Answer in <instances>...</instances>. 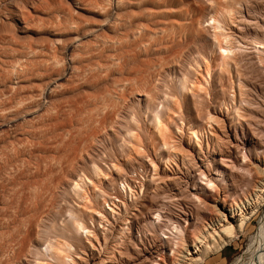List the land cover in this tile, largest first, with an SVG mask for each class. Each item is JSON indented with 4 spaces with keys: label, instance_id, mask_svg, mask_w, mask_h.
<instances>
[{
    "label": "rangeland",
    "instance_id": "374dc122",
    "mask_svg": "<svg viewBox=\"0 0 264 264\" xmlns=\"http://www.w3.org/2000/svg\"><path fill=\"white\" fill-rule=\"evenodd\" d=\"M260 12L264 14V0H0V94L19 90L20 99L35 96L12 113L2 111L7 96L0 98V125L17 119L19 124L7 127L0 155L4 148L11 154L18 148L27 160L18 165L15 154L0 157V208L8 214L0 218V264H113L124 254L133 260L134 250L112 249L121 244V236L131 245L140 239L171 244L168 219L133 216L146 206L167 211L174 203L171 178L198 173L193 168L203 157L196 153L189 123L205 148L209 141V151L240 144L241 126L248 131L250 124L259 129L264 124V69L255 58L261 48L253 47L250 38V28L264 29V17L260 26L250 21ZM229 45L243 71L234 64L225 67L222 48ZM61 77V86L44 96L46 85ZM35 110L43 117L33 122L35 129L33 123L32 128L20 124ZM156 114L165 126L156 123ZM236 131L241 141H235ZM165 136L168 142L173 137L175 149L161 147ZM232 150L243 161V153ZM7 177L20 191L36 186L39 198L24 204ZM247 178L240 171L227 179L240 195ZM193 188L182 195L177 210L197 212L200 222L207 213ZM263 214L232 246L203 264H235L239 257L248 264L250 238ZM78 219L91 234L76 231ZM100 220L104 228L96 223ZM145 222L155 224V235ZM144 230L147 239L141 236ZM105 242L108 246L100 251ZM166 252L171 256L169 248ZM67 255L72 263L64 262Z\"/></svg>",
    "mask_w": 264,
    "mask_h": 264
},
{
    "label": "bare ground",
    "instance_id": "6f19581e",
    "mask_svg": "<svg viewBox=\"0 0 264 264\" xmlns=\"http://www.w3.org/2000/svg\"><path fill=\"white\" fill-rule=\"evenodd\" d=\"M262 13H264V12H262ZM259 14L261 16L254 17L252 20H250L253 25L260 26L259 25L260 24L259 21L262 20L261 18L264 17V14H261V12ZM260 29H258V28H250L251 32H250L249 29L248 30H249L250 36H251V37L250 36L249 37L252 39V42L254 43V46L253 47L256 48L257 45H258L260 47H257V48H261V51H259V52H261V53H259L260 55L257 56V57H255V58H258V60L256 59V61H259L257 63H260V65L264 69V31H262L264 29H262L261 31H260ZM246 41H247V39H246ZM243 44H244V42H243ZM222 49H223V53L225 54L223 56V58L225 60V67H227V69H228V67H230L232 64H234L235 67H237L239 61L237 59L238 57H236V53L234 52V46L232 47L231 45H229L228 47L222 48ZM251 57H249V59ZM252 62H253V60H252ZM252 62H250V63H252ZM248 64H249V62H248ZM27 65H29V64H27ZM260 65L258 66L259 68L261 67ZM238 67H239V65H238ZM29 68H31V67H29ZM237 68H236V70H237ZM246 69H248V68H246ZM252 70H253V68H252ZM237 71L239 73V70H237ZM237 71H235V72H237ZM38 73H39V71H38ZM242 73L244 74L245 72H242ZM48 75H49V73H48ZM67 75H69V77L71 76L68 73H67ZM241 76H242V74H240V79H241ZM260 76H262V75L260 74ZM238 78H239V76H238ZM61 79H62V77L61 78H57V79L54 78V81L52 83H50V85L47 84L46 85L47 87H46L45 91H42V93L44 92L43 93L44 96H46V93L50 95L54 90H56L58 87H60L61 85L59 83V80H61ZM237 80H239V79H237ZM238 84H239V82H238ZM243 89H244V87H243ZM257 89L255 91H257ZM7 92H6V94H4V93L0 94V98H1V95H3V94L5 95V97L7 96V99H5V102L4 101L2 102L1 99H0V101L2 102V103L1 102L0 103L1 104L4 103L2 105V107L4 106L2 111H4L5 113H12L17 108H19V106H22V105L24 106V104H27L30 100H31L30 102H32L35 99L34 94H31L34 97V99H32L33 97L30 94H29V97L31 99L30 98L28 99L27 98L28 97V94H25V95H27V97L25 96V99L27 98L28 99V102H27V100L24 102L23 100H25V99H20V98H24V97L21 96L22 95L21 94V91L18 90V94L20 92L19 95L17 93H15V90H14V92H11V91H9V93H7ZM234 95H236V94H234ZM239 95H240V93H239ZM258 95H260V94L258 93ZM3 96H2V98H3L2 100H4V98H5ZM23 96H24V94H23ZM145 96L149 97L148 94H146ZM242 96L243 95H241V99H242ZM234 97H236V96H234ZM36 98H37V95H36ZM41 98H43L42 95H41ZM243 100L244 99H242V101ZM242 101H241V103H244ZM245 101L247 102L248 99L245 100ZM30 102H29V104H30ZM247 105H249V104H247ZM38 110H39V108H38ZM239 110L240 109H238V111ZM4 112H2V113H4ZM38 112H40V111H36L35 110L32 113H26V115L24 116V118L23 119H20V120H22L20 122V124L23 125V123H26L25 125L28 124V127L30 128L31 124L34 121H37L38 120V117L39 118L42 117L41 113H38ZM39 114H40V116H39ZM111 114L112 113L109 114V117L110 118H111V116H110ZM158 115H157V118L158 119L156 120V123H157V121H159ZM263 115H264V112H263ZM236 116H238V119L241 120V121L242 120H245L242 116H240V114L239 115H236ZM109 117L107 115V118H109ZM63 120H65V119H63ZM17 123H18V119L17 120H11L7 125H0V139L3 138L2 136L4 134L6 135V129H7V127H8V129H10L12 127L17 128L18 125H19ZM58 123L60 124L59 121H58ZM260 123H262V121ZM260 123L259 124L257 123L260 126V129L259 128H256V127H253L252 124H250V125H248L249 126L248 127V131L245 130L243 128V126H241V130H242L241 131L242 132L241 135L243 137V140H242V142H240V144L239 143L238 144L237 143H231V144L229 143L230 145L227 147V145L225 146V144H226L225 143L222 147H220V146H219V148L218 147L217 148L213 147L212 151L211 150L210 151L208 150V148H210V146H211L210 143L208 144L209 141L207 142V148H205V145H203L202 140L199 138V135H198L197 130L194 128V126H193L192 123H189L188 126H187V129H188L190 135L192 136L191 139L192 138L195 139V142H196L195 145H196V147H198V151H197V148H196V153L198 152V155L203 157V158H200L201 163H200V165H199V163L197 164L198 167L196 165L197 159L194 160V162H196L195 163L196 166L193 165L195 167L193 169L195 170L196 168H198V173L194 174L195 172H193L192 174H190L191 172L189 173V170H188V173L189 174L188 173H186V174L190 175L189 178H183L182 175H181L182 177H177L178 174L176 175L177 178L172 177L173 180L171 178V181H173V183H172L173 185H172V189H171L170 192H171L172 197H174V200H173L174 203L172 204L173 206H171V208H168V206L166 207L168 209L167 211H165L166 210L165 208H163V209L161 208L163 205L160 207L161 209H158L156 211H154L155 210V207H154V210H153V208H151V209L149 208L148 209L147 206H146L145 207L147 209L146 211H143L145 208L144 209L141 208L142 211L141 212L139 211L140 214L138 213V214H135L133 216L134 217L133 219H136L137 220V218L139 219V217L145 213L147 219H150V221H151V219H155V218H153V216L154 217L157 216L156 217L157 220H160V221H161L162 218L163 219L164 218L168 219L170 221V224H171L170 226L171 227H168V226H167L168 228L166 226H164V227H166L167 229H169V231H171V238L169 236L168 237H164V238L165 239H169L170 238L171 239V244L167 240H166L167 242L156 241V240L154 242H153V240L147 242V241H143V239L142 240L140 239V241L138 240L140 244L134 243V245H131L130 244V239H128V238L126 239L125 236H121V233L123 234V229H122V232L119 233V235L121 236V240H122L121 241V244L119 243V245H117V246L114 245V247H112V249L114 250V248H118V246H121L123 250L124 249L126 250V252H127V250H129V251L130 250L131 251L134 250L135 251V255H132V257L134 256L133 257V260H129V259H126L127 256H125V254H124V256L123 255L121 256L124 259L119 260L118 262L115 261V263L112 261L113 264H203L212 255H215L217 253L223 252L228 247L232 246L233 243L236 240H238L241 235L245 234L247 232L248 228H249L250 223L253 221V219L256 218L259 215V213L264 210V124L261 125ZM29 124H30V126H29ZM62 124L64 125V123H62ZM159 124L164 125V124H162L161 121H159ZM58 126H56V127H58ZM31 128H32V126H31ZM33 128L35 129L34 123H33ZM211 136H213V135H211ZM133 137L136 138V136H132V138ZM234 138H235V141L239 139V132L236 131V133L234 135ZM208 139L210 140V137L209 136H208ZM163 140H164V143H163V146H161V147H167L168 148V146L171 144V147L172 148H174V149L176 148L175 147L176 146L175 145L176 143H175V141H172L173 140V137L172 136H171V140L169 139V142H168V137L167 136H165ZM217 140H218V138H217ZM211 141H213V139H211ZM20 144H19V147H20ZM14 146H16V145H14ZM14 146L12 145V148H14ZM22 146H23V144H21V147ZM25 147H27V146H25ZM226 147L229 148L230 150L227 151ZM8 149L6 148L5 149V152L3 150H2L3 152L1 151V154L2 153L3 154L5 153V156L3 154L0 155V157L2 156L1 158H3V156H4L5 159H9V157L7 158V156L9 154L10 155L15 154L14 157L15 158L18 157L20 159L19 162L17 161L18 162V165H20V162H22V163L25 162L26 159L24 160L23 158H20L21 157V152L20 151H17L18 148H17V150L13 151V152H15L13 154H11V152H12L11 150L12 149L8 151L9 154L6 153L7 152L6 150H8ZM25 149H23V150H25ZM232 149H234L236 151V153L237 152L238 153L239 152H242L243 153V161H241V158L239 156H237V154H235V152H233ZM25 151H24V153H25ZM6 154H8V155L6 156ZM182 154H184V153L181 152V155L180 154L179 155L182 156ZM176 156H178V155L176 154ZM182 158H184V157H182ZM26 162H27V160H26ZM192 162H193V160H192ZM28 166H29V164H28ZM240 171L245 172L247 174V177L248 178H247V181H246V183L244 185L245 187L243 189V193H241L239 195L238 192H237V190L236 189H233V187H235V186L232 185L233 186L232 187L229 184L227 178H231V176L233 177V175L235 173L240 172ZM17 176H18V174H17ZM7 178L8 179H6L5 181L7 183H11V186H12L11 188L12 189L9 187L11 189V191H13L16 194L19 193V195L22 194L23 197L20 195L21 197L19 196L20 197L19 200L22 201L24 204H25V201L26 200H27L26 202L28 203V200L30 201V199L32 201L34 198L35 199H38L39 198V197L36 198L37 196H35L36 193H38V191L35 193V189L37 188L36 186L34 187L32 185L30 187V185H27V187L28 186L30 187V188H28L29 189L28 191L26 190L27 192L25 191V188L20 191L19 188H18V184L15 185L14 184L15 181H13V179H11L9 177H7ZM30 178H31V175H30ZM199 179H201V181H202V183H200V186L198 185V182H197ZM75 185H78V183H75ZM189 187L190 188L191 187H194L193 189L197 192L194 195V197L197 200V202L199 203L200 207L203 208L206 211V213H207L205 216H203L201 218L199 217L201 219L200 222L197 221L198 220V217L197 216H199V215H197V212H195L193 210H192L193 212H190L191 211L190 210L189 211L190 213L188 214V213H185L188 210L187 211H183V210H180V209L177 210L178 205H179V201H181V199H183L182 198V195H184V193L188 191V188ZM31 188L32 189L35 188L34 190H31V191H33L32 193L30 192V189ZM130 189H131V187H130ZM130 191L132 192V189ZM183 197H185V195ZM170 198H171V196H170ZM162 202H163V200H162ZM144 206H145V204H144ZM179 207H180V205H179ZM116 208H117V205H116ZM0 209L2 210V213H0V215H1L0 218L1 217H2V219L6 218L8 216V214L6 213L7 211L3 212L5 209L4 210H3V208H0ZM182 209H183V207H182ZM109 211L112 212V214L113 213H116L113 208H109ZM22 213H26V212H22ZM145 214L143 216H145ZM91 219L93 220V217H91ZM78 220L76 221L77 223L75 224V225H77L76 226V228H77L76 231L79 232L81 230V228H82L84 230H87V232L90 233V230L86 226L85 221H81L80 219H78ZM144 220H145V218H144ZM93 222H95V220ZM135 222H138V221H135ZM96 223L100 226V228H104L103 226L101 227V225H102L101 224L102 223L101 220H100V222L98 221ZM131 223H132L131 221L128 222V224H131ZM145 223H144V226H147V224L148 225L151 224L149 226L150 227L151 226L153 227V235H155V233H157V230L154 227L155 224L153 225L152 222L146 223V224ZM183 224H185L186 226L184 225L185 227H183ZM140 227L138 226V228H140ZM143 227L141 229H143ZM159 227H161V226H159ZM79 228H80V230H79ZM146 228H148V227H146ZM146 230H144V232L141 233L142 234L141 236H142V238H146L147 239L146 235L148 233H145ZM151 230H147V232H149ZM161 230H163V229H161ZM90 234H89V236H90ZM150 234L151 233L149 232V235ZM153 235L151 234V236H153ZM165 235H166V233H165ZM141 236H140V238H141ZM156 238H157V236H156ZM150 242H152V243H150ZM86 244L90 245L92 247V250L93 251L96 250L95 249L96 247H95V245H93L91 243V239L90 238H87ZM98 244H99V242H98ZM107 246L108 245H107L106 242H105V246H102L100 244V247L102 248L100 251H102L103 249H106ZM168 248H169V250L172 253L171 256H169L167 254V252H166V250ZM129 251H128V253H129ZM61 253H59V254H61ZM123 253H125V252H123ZM246 253L249 256V263L248 264H264V214L260 218L259 227L257 229V232L255 233V235H253L250 238L249 246H248V249H247V252ZM59 254H58V256H59ZM61 257H62V255H60V258ZM63 258H64V262H68V263H72L73 262V257L70 256V255L63 256ZM243 261H244V259L241 258V257H239V259L236 261L235 264H244ZM109 262H111V261H109Z\"/></svg>",
    "mask_w": 264,
    "mask_h": 264
}]
</instances>
